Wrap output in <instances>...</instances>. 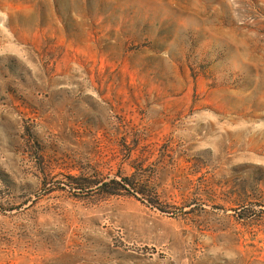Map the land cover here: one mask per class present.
<instances>
[{
    "label": "rangeland",
    "instance_id": "rangeland-1",
    "mask_svg": "<svg viewBox=\"0 0 264 264\" xmlns=\"http://www.w3.org/2000/svg\"><path fill=\"white\" fill-rule=\"evenodd\" d=\"M0 264H264V0H0Z\"/></svg>",
    "mask_w": 264,
    "mask_h": 264
},
{
    "label": "trees",
    "instance_id": "trees-1",
    "mask_svg": "<svg viewBox=\"0 0 264 264\" xmlns=\"http://www.w3.org/2000/svg\"><path fill=\"white\" fill-rule=\"evenodd\" d=\"M110 183L121 184L122 186L126 187L128 184L131 185L133 182H132V180H130L129 178L126 177V178L122 179L121 181L113 179L110 182H104L102 184L104 186H106V185H109ZM145 198H147L146 195H145Z\"/></svg>",
    "mask_w": 264,
    "mask_h": 264
}]
</instances>
